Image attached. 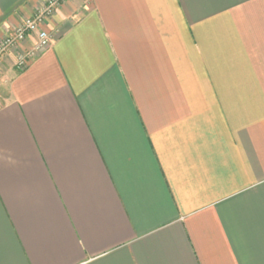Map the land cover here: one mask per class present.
Masks as SVG:
<instances>
[{
  "label": "crops",
  "instance_id": "obj_1",
  "mask_svg": "<svg viewBox=\"0 0 264 264\" xmlns=\"http://www.w3.org/2000/svg\"><path fill=\"white\" fill-rule=\"evenodd\" d=\"M44 0H0V38ZM0 59V264H264V0H67Z\"/></svg>",
  "mask_w": 264,
  "mask_h": 264
},
{
  "label": "built area",
  "instance_id": "obj_2",
  "mask_svg": "<svg viewBox=\"0 0 264 264\" xmlns=\"http://www.w3.org/2000/svg\"><path fill=\"white\" fill-rule=\"evenodd\" d=\"M67 0H44L36 11L21 21L9 34L0 38V59L11 50L33 37L31 46L20 51L15 58L14 66L24 70L27 65L46 49L51 42V34L44 28L45 23L57 12Z\"/></svg>",
  "mask_w": 264,
  "mask_h": 264
}]
</instances>
